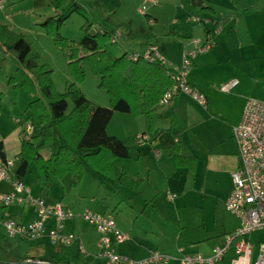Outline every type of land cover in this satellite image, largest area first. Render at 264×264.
<instances>
[{
    "label": "crops",
    "instance_id": "0c3cea01",
    "mask_svg": "<svg viewBox=\"0 0 264 264\" xmlns=\"http://www.w3.org/2000/svg\"><path fill=\"white\" fill-rule=\"evenodd\" d=\"M48 2L50 3V0ZM145 2L151 3L148 8L151 15L146 14L144 6L138 12L147 17L145 21L150 26L154 27L155 23H158L160 13L164 11H172L171 25L169 30L160 35L149 32L143 40L135 41L128 37L127 29L121 32L119 25L115 21L112 22L116 28L115 42L111 44H116L122 36H126L124 45L120 46L124 55L143 54L148 47L156 46L167 61L168 68L172 70L171 67L180 66L182 55L192 49L196 41L204 40L206 32L216 27L220 28L214 36V47L192 60L191 69L185 77L186 83L205 97L206 105L202 107L189 96L175 91L168 104L159 102L154 109L153 132L148 131L147 118L141 116L143 129L126 138L122 137L121 132L109 133L114 117H123L114 113L107 126V133L132 145L129 159H117L114 163L142 181L139 193L143 195V203L146 207L147 203L152 204V210L155 212L157 209L154 202L163 191L166 192L167 200L169 195L174 196L173 200L178 197L194 196L201 198L202 201L220 203L225 210L224 202L233 188L231 175L239 167L232 128L240 122L248 99L264 102V0H175L172 4L166 0ZM38 35L43 36L42 33ZM12 78L15 80L14 84H10L8 78L6 86L0 85V143L7 159H15L20 152L19 133L23 128L18 127L21 120L16 118L17 109L23 108L27 119L28 113L25 108L31 102L25 98V105L23 104V107L19 105V97L23 96L19 94L20 90L13 88L18 79ZM231 81H235L236 85L228 92H222L220 88ZM141 117L134 119H142ZM140 135L146 136V139L138 141ZM55 136L54 131V143ZM176 138L183 143L189 157L195 159L194 170L175 166V157L182 154ZM59 147L55 150H52V147L44 158L48 159ZM88 153L87 151L75 153L84 167L83 179L76 189L70 188L69 177L66 176L60 181H55L49 190H42L37 172L35 185H29L27 173L32 164L28 166L22 182L32 196L43 199L49 206L60 204L76 214L90 210L100 215H111L105 214L106 210L103 211L100 207H94L95 209L88 207L90 202L94 201L89 202L84 190H81L88 167L82 156ZM57 185H60L63 193L60 198L62 201L59 203L52 197V191ZM91 186H95L94 182ZM171 190L175 193H169ZM73 191L76 196L71 197L72 202L69 197ZM12 192L9 182L0 183V195ZM18 199L20 201H14L7 206L0 205V264H21L27 257L47 260L53 264H100L96 258L99 235L92 226L78 219L67 221L64 227V234H72L77 238L71 245L53 244L48 237L35 241L6 237L3 223L7 219L22 224H30L38 219L35 211L23 202L25 195H19ZM165 217L157 213L156 220L152 222L143 220V228L135 225L124 227L116 223L118 229L128 236L125 242L114 246L116 254L138 261L147 258L152 252H159L174 258L167 264H179L177 261L181 255L179 250L184 254L209 256L214 247L223 243L226 235L239 227L238 220L233 216L236 223L223 220L221 222L223 229L215 236L192 239L191 228L185 225L186 223ZM201 222L202 225L198 228H202L206 234L210 232L203 219ZM52 226L53 222L49 221L48 229H52ZM249 240L253 245L254 261L262 234L256 232ZM232 258L233 248L222 264H230Z\"/></svg>",
    "mask_w": 264,
    "mask_h": 264
},
{
    "label": "trees",
    "instance_id": "16d2710c",
    "mask_svg": "<svg viewBox=\"0 0 264 264\" xmlns=\"http://www.w3.org/2000/svg\"><path fill=\"white\" fill-rule=\"evenodd\" d=\"M56 15L40 24L67 62L73 83L67 84L59 93L51 79L53 71L45 64L21 34H14L6 26L0 25V47L5 46V54H11L19 63L18 83L13 87L29 97H36L26 108L27 125L33 129L19 133L20 152L15 158L17 169L15 178L22 182L28 166L32 164L38 174L39 186L49 190L55 181L69 177V186L76 189L84 175L83 164L75 153L87 151L83 161L92 170L118 185L139 193L142 181L124 168L117 166V159H129L130 148L121 140L109 136L107 126L114 113L128 114L133 118L145 116L148 131H154L153 112L163 95L175 82L166 68L138 58L136 61L125 54L111 57L107 44L115 38L116 26L112 29L94 30V22L86 9L76 0H51ZM83 18L82 40L74 42L60 35V30L71 15ZM85 69L99 78L98 88L109 97L108 108L89 102L78 89L84 81ZM14 84L13 78L9 79ZM73 108L69 111L68 101ZM54 131L64 140L58 150L45 159L41 152H50L54 143ZM158 134V131H155ZM180 156L175 157L177 168H195V159L189 157L183 143L176 138ZM0 157L6 158L0 143Z\"/></svg>",
    "mask_w": 264,
    "mask_h": 264
},
{
    "label": "rangeland",
    "instance_id": "374dc122",
    "mask_svg": "<svg viewBox=\"0 0 264 264\" xmlns=\"http://www.w3.org/2000/svg\"><path fill=\"white\" fill-rule=\"evenodd\" d=\"M3 1L4 9H0V25L6 26L14 34H21L25 37L32 50L39 55V64H45L51 68L53 71L51 79L57 91L63 93L66 85L73 83V79L62 53L56 49L52 39L46 35L45 30L40 26L46 19L56 15V12L52 8L51 0L50 3L48 0ZM76 1L86 9L90 18L93 20L94 30L112 29L111 23L115 21L119 25L120 31L123 32L127 29L128 37L133 38L135 41L143 40V37L149 32H155L156 35H160V33L169 30L172 21V11H164L160 13L158 23H155L154 27L150 26L145 21L147 17L140 15L138 12L144 6L146 7V14L151 15V13H148V8L151 6V3L145 2V0ZM166 1L169 4L175 3V0ZM83 23L84 20L82 17L77 14L71 15L60 30L61 37L77 43L80 42L83 37L81 32ZM38 33H42L44 37L42 35L39 36ZM125 40L126 36H122L116 44H107V53L117 58L124 55L123 49L120 46L121 44L124 45ZM5 49V46L0 47V85L3 86H6L8 78L14 77L18 79L17 69L19 68L17 60L9 53L5 54ZM85 72L86 77L83 82L77 84L78 89L89 102L96 103L95 105L97 106L106 103L108 106L100 107L108 108L110 106L109 97L98 88L99 78L87 69H85ZM19 94L23 96L19 97V105H22V107L25 98L31 101L36 99V97H29L21 90ZM68 106V110L70 111L73 108L71 100L68 101ZM17 111L18 115L16 118L21 120L18 127L19 129H26V114H24V109L18 107ZM116 114L123 117H114L109 128L110 134H120L121 132L123 133L121 134L122 137L126 138V136L129 137L135 131L143 129V117H141L142 119H134L126 114ZM55 134V143L52 150H55L59 145H63L64 142L57 131H55ZM12 135L14 136V134ZM127 145L129 148H132L131 144ZM48 153L50 152L43 151L41 154L44 157ZM27 174V183L29 185H35L34 182L36 181L37 174L33 165L29 167ZM65 181L67 182L66 178ZM93 182L95 186H91ZM59 186L57 185L52 191V197H54L56 203L62 201L60 198L63 196L61 187ZM81 190H84L83 192H85L88 201H94H89L90 204L88 207L93 209H95L94 207H100L103 211L106 210L105 214L110 213L114 217L115 222L124 227L135 225V227L143 228V220L152 222L157 219L158 213L166 216L165 219H179L181 222L186 223L185 225L191 228L190 236L192 239H201V237L215 236L216 233L221 232L223 229L221 222L223 220L236 223L235 218L224 210L220 206V203L216 204L215 201L211 200L202 201L201 198L194 196L178 197L173 201H169L166 198L165 191L154 202L157 209L155 212L152 210V204L147 203V207L145 206V203H143V195L123 188L111 179H105L88 167H86L84 186ZM169 193L175 192L171 190ZM75 194L73 191L69 200H71V197H75ZM71 201L73 202V199ZM64 208L67 209L66 207ZM202 219L204 220L206 228L210 231L207 234L202 231V228H198L202 225ZM6 237L8 236L6 235Z\"/></svg>",
    "mask_w": 264,
    "mask_h": 264
},
{
    "label": "built area",
    "instance_id": "2783aa9c",
    "mask_svg": "<svg viewBox=\"0 0 264 264\" xmlns=\"http://www.w3.org/2000/svg\"><path fill=\"white\" fill-rule=\"evenodd\" d=\"M3 1H0V9H3ZM220 31L216 27L205 33L202 42H195V46L182 55L181 64L171 67L160 54L156 46L148 47L143 54H131L130 59L136 61L143 58L153 64H159L168 71L169 77L175 85L161 98V104H168L173 93L185 94L205 107V97L197 90L191 88L185 80L192 66V60L201 54L209 52L215 45L214 36ZM115 39L111 41L114 43ZM236 85L235 81L224 84L220 90L228 92ZM26 132L31 133L33 129L26 126ZM146 136L140 135L138 141H143ZM232 139L236 145L238 169L232 173L233 188L224 202L225 210L234 216L239 227L236 231L225 236L221 245L216 246L209 256L184 254L177 259L179 264H222L231 248L234 258L230 264H264V102L256 99H248L242 113L240 122L232 128ZM17 169L16 159L0 157V183L9 182L13 192L0 195V205L7 206L18 201V196L25 195L23 202L35 211L38 219L30 224L18 223L13 219L4 221V229L9 238L18 240L35 241L48 237L53 244L61 243L71 245L76 241L72 234H64L67 221L78 219L92 226L99 235L96 255L100 264H167L174 260L170 255L152 252L143 260H131L116 254L114 246L128 239L127 234L121 232L112 215H100L90 210H84L78 214L63 208L60 204L49 206L41 198L32 196L30 190L15 178ZM174 196H168L173 200ZM20 201V200H19ZM53 222L52 229H48L47 223ZM259 232L262 240L257 244V253L254 261L253 245L249 237ZM21 264H53L47 260L27 257Z\"/></svg>",
    "mask_w": 264,
    "mask_h": 264
}]
</instances>
